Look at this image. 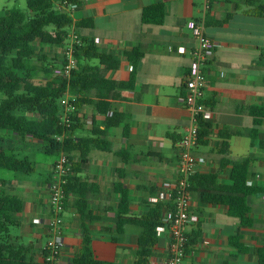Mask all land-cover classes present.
<instances>
[{
  "label": "crops",
  "instance_id": "crops-1",
  "mask_svg": "<svg viewBox=\"0 0 264 264\" xmlns=\"http://www.w3.org/2000/svg\"><path fill=\"white\" fill-rule=\"evenodd\" d=\"M76 1L78 10L69 14L72 26L68 32H76L75 23L83 22L80 35L76 34L93 43L97 40L94 45L99 53L117 59L119 65L107 72L108 79L127 82L132 65L126 55L137 50L141 57L130 88L119 90L118 99L110 102L112 111L128 117L127 137L123 125L108 129L104 140L110 150H91L87 162L70 177L85 186L84 199L92 220L81 221L74 206L76 197L69 193L62 215L59 264H73L79 255L82 223L90 233L97 260L133 264L141 229L128 225L122 235L116 234L121 198L117 187L128 192L130 216L140 217L148 210V199L162 191L164 183L178 177V142L189 121L188 112L177 99L185 93L191 51L196 47L187 28L191 20L203 21L206 35L216 43L212 59L204 67L202 100L212 117L206 122L207 136L199 139L194 149L205 163L197 165L193 174H214L216 185L231 186L233 164L248 159L247 185L258 192L248 197L251 225L247 227L230 216L225 205L201 203L198 195L190 192V214L197 220L185 229L189 245L183 264H258L257 251L264 249V119L252 141L249 109L264 107V15L255 14L254 0H207L208 10L204 9L206 0ZM153 5L164 7L160 26L141 22L142 10ZM226 16H230L226 24H214ZM34 50L44 52L40 46ZM51 81L50 74L44 75L43 82ZM92 113L94 125L102 129L104 117ZM33 118L39 117L32 114ZM90 135L91 127L85 123L70 134L72 141ZM45 147L30 135L0 131V151L33 165L29 174L0 170V195L16 197L23 203L22 211L14 215V228L20 232L14 240L29 248L37 264H42L41 249L48 238L47 185L56 159ZM119 151H126L125 160ZM69 155L73 165L80 164L79 151ZM236 236L238 239L232 241ZM168 242L169 234L164 232L148 264L165 263Z\"/></svg>",
  "mask_w": 264,
  "mask_h": 264
},
{
  "label": "trees",
  "instance_id": "trees-1",
  "mask_svg": "<svg viewBox=\"0 0 264 264\" xmlns=\"http://www.w3.org/2000/svg\"><path fill=\"white\" fill-rule=\"evenodd\" d=\"M79 4L76 0H73ZM257 6L255 14L264 15V4L254 0ZM79 6V5H78ZM28 14L20 10H6L0 15V131H11L20 136L30 135L45 143L46 152L56 155L61 145L56 143L54 136L59 135L62 129L58 125L60 114L59 99L65 92L76 95V108L83 105L91 106L95 114L104 117L103 128L91 127L90 137L80 138L78 141L67 140L62 144L67 153L80 152V164L72 165L73 172L79 171L80 165L87 162L91 150L109 151L110 145L104 140L110 128L123 125L124 137L128 134V117L125 114L111 110L110 102L118 99V91L129 89L134 81V71L138 65L141 53L137 50L126 55L132 65L130 79L127 82H117L106 77L108 71L115 70L119 62L111 55L99 53L93 41L82 38L83 45L74 52L77 61L69 79L51 82H34L31 73L34 71L30 61L37 56L33 45L61 46L66 39L68 29L72 26L70 15L56 9L51 0H26ZM164 7L153 5L146 7L141 12L142 24L160 26L164 23ZM230 16L216 25H224ZM83 22L75 23V33L80 35ZM96 62V63H93ZM57 64H49L42 68L44 75L51 74ZM250 115L253 117L251 131L252 141L257 135L261 120L264 119V107H251ZM39 118L30 119L31 115ZM83 123L78 120L71 127V132L81 128ZM209 124L199 123V139L207 136ZM124 159L126 151L117 152ZM125 160V159H124ZM33 165L26 159H17L0 151V170H9L29 174L33 172ZM249 160H240L233 164L231 172V186H218L215 175H193L188 180V191L198 195L199 201L205 204H222L228 208L229 215L240 220L242 227L251 225L247 214L250 207L248 197L258 192L257 189L247 185ZM75 179H70L65 187L66 196L73 193L76 197L74 206L81 221H91L87 210V201L84 199L85 186L77 185ZM121 195L118 204V221L115 232L117 235L124 233L128 225L141 229L137 238V249L133 264H148L153 255V248L157 245L159 237L157 229L164 227L162 217L171 208L169 203H148L147 212L140 217L130 216L128 192L122 187H117ZM23 203L16 197L0 195V264H37L28 247L18 244L10 234V229L17 226L14 215L21 212ZM83 236L81 250L74 258L73 264H111L99 261L94 257L91 247L90 233L81 224ZM238 236L232 238L237 240ZM116 241V239H112ZM235 243V242H234ZM243 250L238 244H234ZM259 262L264 264V249L257 251ZM43 264V263H42Z\"/></svg>",
  "mask_w": 264,
  "mask_h": 264
},
{
  "label": "built area",
  "instance_id": "built-area-1",
  "mask_svg": "<svg viewBox=\"0 0 264 264\" xmlns=\"http://www.w3.org/2000/svg\"><path fill=\"white\" fill-rule=\"evenodd\" d=\"M51 1L59 11L72 14L78 10V4L73 0ZM204 9H209L207 0ZM187 28L196 41V47L191 51L188 72L184 81L185 93L177 99L178 103L188 112L189 121L178 142V177L172 183H164L163 190L148 199V203L165 200L171 204V208L162 217L164 227L157 229L158 237L164 232L169 234L166 249L167 258L164 264H183L187 254L189 242L185 229L190 223L197 220L195 216L190 214L188 180L194 175L195 167L205 163L203 157L194 154V149L199 143V123L207 122L212 117V111L205 107L202 100L206 88L204 67L212 59L216 43L206 35L203 21L191 20L187 23ZM82 45V39L73 30H70L63 44L57 46L58 66L54 67L50 74L53 82L69 79L77 64L74 52ZM179 52L184 53V50L180 49ZM128 70L131 71L132 66L129 65ZM77 98L76 95L65 92L59 99L58 125L62 132L54 136V140L61 145V149L56 154L47 185L50 217L46 221L48 238L41 249L43 264H59L62 251L59 238L62 235V215L66 207L65 187L69 178L73 176V163L69 153L64 151L62 144L71 139L70 129L75 121L78 120L90 126L94 123L92 107L83 105L79 109L76 108ZM35 222L39 223L38 220Z\"/></svg>",
  "mask_w": 264,
  "mask_h": 264
},
{
  "label": "rangeland",
  "instance_id": "rangeland-1",
  "mask_svg": "<svg viewBox=\"0 0 264 264\" xmlns=\"http://www.w3.org/2000/svg\"><path fill=\"white\" fill-rule=\"evenodd\" d=\"M264 4V3H263ZM17 9L21 12L28 14L26 8V0H0V15L6 10ZM35 49L38 51V44H34ZM44 52H39V54L32 58L30 61L31 66L34 71L31 73L32 79L35 82H43L44 81V72L42 70L43 67L49 64H57L56 54H57V46H43ZM96 63V62H93ZM3 98V95L0 94V100ZM35 119V118H33ZM10 234L13 238H17L20 236V232L12 228L10 229Z\"/></svg>",
  "mask_w": 264,
  "mask_h": 264
}]
</instances>
